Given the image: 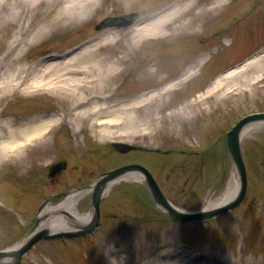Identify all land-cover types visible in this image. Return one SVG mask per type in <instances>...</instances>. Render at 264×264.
Here are the masks:
<instances>
[{"label":"rangeland","instance_id":"374dc122","mask_svg":"<svg viewBox=\"0 0 264 264\" xmlns=\"http://www.w3.org/2000/svg\"><path fill=\"white\" fill-rule=\"evenodd\" d=\"M171 1L96 0L92 12L83 18L30 42L22 40L19 46L23 48L22 57L26 61L37 62L45 52L64 56L101 35L103 32L96 31L94 26L103 17L139 11L138 23L131 29L104 31L103 34L115 35L117 42L97 51L99 57L108 55L113 60L126 56L121 64L124 71L113 86L130 95L149 88L148 84L167 76L166 71L170 75L179 73L191 59V47L206 53L204 59L199 60L195 74L178 84L179 89H186L179 91L176 98L183 96L188 100L175 105L172 99L167 107L155 112L157 117L171 120H158L146 128L140 125L128 135L106 137L99 134L97 127L90 128L81 119L78 121L72 100L64 91L39 89L36 93L21 90L0 93V122H23L39 117L46 110L56 108L60 112L64 107V133L63 127L55 126L45 136L26 142L17 154L0 158V248L18 241L36 223L37 213L29 223L18 221L17 213L30 220L49 195L88 184L103 171L129 160L148 166L168 198L180 208H202L209 196L224 189L233 169L225 133L241 116L264 110V80L254 91L245 88L240 75H236L211 91L210 97H206V92L219 74L236 68L253 50V55L257 52L264 55V0H228L195 21L184 36H171L162 43L164 36L178 33L177 26L191 18L188 14L164 28L162 34L144 36L135 46L127 48L131 44L132 29L154 18ZM47 8L44 1L33 8L24 4L15 18L0 21V78L7 75L8 66L3 63L13 54V46L20 37H27ZM201 36H207L208 40L201 43ZM14 38L15 41L11 40ZM216 45L219 52H215ZM108 46H113L114 51L105 49ZM149 71H153L149 76L144 74ZM262 72L257 67L251 71L254 76ZM235 85L239 87L232 88ZM192 104L194 107L189 110ZM149 106L144 107V116L150 111ZM182 109L190 114L177 119L176 111ZM142 113L139 119H143ZM115 140L169 152L157 155L135 150L122 154L111 148L110 142ZM242 147L249 185L244 199L229 212L199 222H176L168 219L154 203L145 184L121 182L102 198V218L94 231L80 238L41 240L19 264L125 263L133 254L139 255L141 240L153 239L155 233L160 235L162 251L177 245L180 249L177 255L185 254L186 259L199 264L210 263L207 259L193 260V253L225 264H264V129L243 138ZM59 159H66L68 166L50 182L49 164ZM88 202L89 199H83L80 209H87ZM112 244L114 248H109Z\"/></svg>","mask_w":264,"mask_h":264},{"label":"bare ground","instance_id":"6f19581e","mask_svg":"<svg viewBox=\"0 0 264 264\" xmlns=\"http://www.w3.org/2000/svg\"><path fill=\"white\" fill-rule=\"evenodd\" d=\"M45 2L48 8L40 22L34 23L27 37H20L17 45L12 48L13 54L4 60L7 67V75L0 78V93L3 95L14 90L23 92H36L39 89H46L53 92L64 91L72 100L74 115L77 120L87 123L90 128L97 127L100 135L106 137L128 135L132 130L144 125L154 124L164 121L165 118L157 117L155 112L167 107L171 97L166 101L165 95L173 93L178 83L187 80L195 73L196 62L189 65L186 72L177 77H163L162 84L145 93L134 96H123L122 91L114 89V84L124 68L121 67L126 56L120 59H111V56L97 55V51L103 46L115 44L117 42L114 35L103 34L98 40H91L90 44L80 48L77 52L59 59L52 55H43L37 62L26 61L22 57V40H35L46 34L48 31L63 28L72 21L79 20L92 12L96 0H0V21L6 18H15L20 12L21 5L38 7L41 2ZM227 0H174L166 8L162 9L153 19L143 25H138L132 29L131 44L127 48L135 46L144 36L162 34L164 28L174 24L178 20L191 14V18L183 24L178 25V33H185L188 27L202 15L210 13L223 5ZM199 7L197 11L196 8ZM11 16V17H10ZM23 32V31H22ZM16 40V38L11 39ZM11 52V53H12ZM50 54V53H49ZM203 58V55L198 58ZM26 61V62H25ZM257 67L258 71H263L258 75L251 73ZM236 75H240L245 88L257 90V84L264 80V55L259 52L250 56L236 68L219 75L213 86L223 85V82L233 80ZM235 85L232 88H238ZM233 90V89H232ZM117 96H119L117 98ZM121 98V99H120ZM149 106L148 114L142 113L144 106ZM194 104L190 106L192 110ZM140 116L143 119H139ZM178 117H185L186 110L176 111ZM188 116V115H187ZM57 117L48 119H27L23 122L2 121L0 122V158L7 159L17 154L24 143L41 137L49 129L51 122ZM165 120L170 121L168 117ZM264 129V119L255 120L247 124L241 131L240 137L245 138L254 132ZM140 180L144 181V176L140 172L129 171L106 182L100 189L101 196H106L111 189L121 182ZM238 173L233 167L231 176L224 189L217 195L208 197L204 209H211L222 206L235 198L238 191ZM95 183L86 187L71 189L59 202H48L40 212L39 228L48 231H58L65 229H77L89 224L94 215L91 194ZM89 199V206L85 210L80 209L83 199ZM160 235L154 234V238L141 240V251L139 255L133 254L125 263L114 264H199L186 259V255H177L180 249L177 245L161 249ZM17 241L7 248V250L17 249L25 240ZM179 249V251H178ZM13 256L0 258V264H14Z\"/></svg>","mask_w":264,"mask_h":264},{"label":"water","instance_id":"95a60500","mask_svg":"<svg viewBox=\"0 0 264 264\" xmlns=\"http://www.w3.org/2000/svg\"><path fill=\"white\" fill-rule=\"evenodd\" d=\"M135 16H136V14L133 13V14H128V15H122L119 17L106 18L105 20H103L99 24V26H104L107 24H119V23H124V22L127 23V22H130L131 20H133V18H135ZM261 117H264V113H256V114L248 115V116L244 117L243 119H241L237 123V125L228 133L229 148L231 150V153L234 157V160L237 164L238 170H239L240 175H241V187H240V190H239L237 197L232 202L228 203L227 205H225L221 208L211 210V211H203V212L191 213V214L182 213V212L178 211L177 209H175L174 207H172V205L169 203L167 198L164 196V194L162 193V191L158 187V185H157L154 177L152 176V174L145 167H143L141 165H136V164L125 165V166H122V167H119V168H116L114 170L107 172L103 177L98 179L96 186H95V191L93 194V203H94L95 210H96V218L89 227H86L82 231L84 232L86 230H89L98 222V219H99V203H100L99 192H100L101 186L106 181L118 176L119 174H121V173H123L129 169H133V168H139L145 172V174L147 175L148 184H149L150 188L152 189L154 196L157 198V200L160 203L165 205L170 210V212L175 216V218L182 219V220L202 219L204 217L212 216V215H215L218 213H224V212L228 211V209L233 208L234 206H236L241 201V199L243 198V196L246 192V188H247L246 169H245L244 160H243L241 150H240L239 130L241 129V127L246 122H248L252 119L261 118ZM116 145L122 151H126V150H128V148H130V145H125L123 143H117ZM64 166H65V162H59V163L55 164L54 167L52 168V173L56 172L57 170H60ZM72 233H74V232H59V233L49 234L46 231H39V232L35 233L25 243V245H23V247H21L19 249V251L14 252L12 254H14L18 258H20L22 256V254L24 252H26L32 246V244L35 241H37L38 239H40L41 237H49V236L64 235V234L69 235ZM3 255H5V252L0 251V256H3Z\"/></svg>","mask_w":264,"mask_h":264},{"label":"clouds","instance_id":"9594fccd","mask_svg":"<svg viewBox=\"0 0 264 264\" xmlns=\"http://www.w3.org/2000/svg\"><path fill=\"white\" fill-rule=\"evenodd\" d=\"M109 248H114V244H112V245H109Z\"/></svg>","mask_w":264,"mask_h":264}]
</instances>
